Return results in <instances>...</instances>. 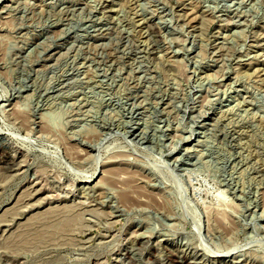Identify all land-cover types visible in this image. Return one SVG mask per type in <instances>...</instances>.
I'll list each match as a JSON object with an SVG mask.
<instances>
[{
  "label": "rangeland",
  "instance_id": "obj_1",
  "mask_svg": "<svg viewBox=\"0 0 264 264\" xmlns=\"http://www.w3.org/2000/svg\"><path fill=\"white\" fill-rule=\"evenodd\" d=\"M0 132V264H264V0H0Z\"/></svg>",
  "mask_w": 264,
  "mask_h": 264
},
{
  "label": "bare ground",
  "instance_id": "obj_2",
  "mask_svg": "<svg viewBox=\"0 0 264 264\" xmlns=\"http://www.w3.org/2000/svg\"><path fill=\"white\" fill-rule=\"evenodd\" d=\"M6 132H4V133H2V132H0V138L1 139H8L9 137H7L6 136V134H5ZM10 143V142H9ZM67 148V147H66ZM69 148H70V146H69ZM68 148V149H69ZM19 149V148H18ZM71 149V148H70ZM67 152V151H66ZM68 152H70V150L68 151ZM72 153V152H71ZM74 154V153H73ZM66 155H68V154H66ZM73 156V155H72ZM74 158V157H73ZM7 164V163H6ZM26 172V171H25ZM87 181H89V180H87ZM33 184V183H32ZM40 185V184H39Z\"/></svg>",
  "mask_w": 264,
  "mask_h": 264
}]
</instances>
